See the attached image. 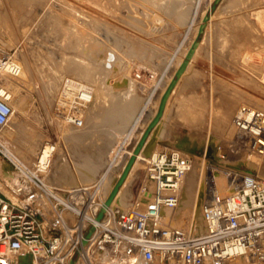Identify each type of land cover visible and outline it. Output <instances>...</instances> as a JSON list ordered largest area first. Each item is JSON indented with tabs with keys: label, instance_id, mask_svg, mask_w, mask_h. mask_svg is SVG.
Segmentation results:
<instances>
[{
	"label": "rangeland",
	"instance_id": "374dc122",
	"mask_svg": "<svg viewBox=\"0 0 264 264\" xmlns=\"http://www.w3.org/2000/svg\"><path fill=\"white\" fill-rule=\"evenodd\" d=\"M176 2L168 0L157 6L152 0H0V49L11 52L23 66L28 64L29 70L25 75V84H18L25 101L24 108L12 107L7 123L12 119L26 123L27 128L40 135V144L48 142L55 145L50 152L51 162L64 159L67 167L70 168L71 164L75 166L90 177L85 183L93 185L99 181L106 163L98 171L90 170L86 164L76 163L64 137L65 130L81 121V126L87 124L86 117L90 113L94 119L88 123L90 126L85 140L103 142L108 138L104 134L106 129H113L115 123L99 120L117 104L113 105L106 94H98L96 99L98 87L105 86L97 79L84 77L69 62L63 63V55L71 56L76 51L67 50L60 39L52 35L48 25L51 12H70L63 4L72 3L86 14L88 27L85 31L93 43L88 51L93 57L89 62L108 67V76L127 74L133 80L135 97L119 100L120 108L133 116L137 114L139 105L143 106L151 98L152 102L156 100L163 83L189 45L201 14L206 13L209 18L197 37L200 44L190 62L193 71L190 70L187 84L196 95L181 98L175 106L173 92L151 136L150 153L176 148L191 156L188 171L205 160L227 176L231 172H246L264 178L263 169L253 161V156L259 157L258 152L251 153L249 159L243 147L232 150L231 146L235 137L232 121L238 109L252 107L262 110L264 115V0H219L214 8H211L213 0H180L182 9H179L181 6H177L178 9L175 7V10L165 7ZM189 6L191 10L186 19L182 11ZM71 22L77 28L79 17L75 16ZM85 88L92 91L93 98L83 107L85 104L78 99V93ZM93 101L95 103L91 104ZM97 116L100 118L97 119ZM76 119L80 121L78 124L74 121ZM139 126L141 123L130 133L126 148L137 136ZM128 127L129 124L126 129ZM117 137L114 142L118 140L120 144L122 138ZM0 142L4 152L24 161L12 149L13 145L19 146L17 142L7 137H0ZM87 147L85 145V152L89 149ZM142 156H146L145 160L137 161L133 180L128 184L124 197V206H113L119 211L134 204L144 180L146 160L151 155L146 153ZM0 160V163L6 162L1 156ZM48 186L64 190L76 184L53 183ZM147 188L148 191L154 190V183H147ZM0 190L5 192L1 175ZM145 194L149 196V193ZM144 201L145 198H141L139 205ZM179 220H174L173 225L186 228L187 216L183 217V221ZM31 258V254L27 253L19 257V263H29ZM90 260L92 264H102L100 255L91 256Z\"/></svg>",
	"mask_w": 264,
	"mask_h": 264
},
{
	"label": "built area",
	"instance_id": "2783aa9c",
	"mask_svg": "<svg viewBox=\"0 0 264 264\" xmlns=\"http://www.w3.org/2000/svg\"><path fill=\"white\" fill-rule=\"evenodd\" d=\"M13 61L11 52L0 49V131L12 113L4 80L15 72ZM251 118L247 123L264 133L258 111ZM0 156L11 169L8 180L2 178L5 192L0 190V264H20L27 253L32 258L25 264H92L94 255L119 264H228L239 256L264 264L262 177L231 172L229 190L210 182L200 201L197 230L163 222L161 210L176 207L178 184L192 163L179 149L147 159L134 204L118 212L105 207L99 220L107 195L99 196L98 183L52 188L34 170L37 164L49 166L50 154L28 163L4 152L0 142ZM147 183H154V190L148 191Z\"/></svg>",
	"mask_w": 264,
	"mask_h": 264
},
{
	"label": "bare ground",
	"instance_id": "6f19581e",
	"mask_svg": "<svg viewBox=\"0 0 264 264\" xmlns=\"http://www.w3.org/2000/svg\"><path fill=\"white\" fill-rule=\"evenodd\" d=\"M168 1V0H167ZM166 0H152L154 4L159 6L162 2H167ZM209 3V2H208ZM182 4V3H181ZM61 5V4H60ZM177 6H181L179 9H182V5H180V0H177L174 5L165 6L167 8H171V10H175V7L178 9ZM63 7H66L70 10V12L66 13H52L49 16L48 19V25L50 28V31L52 35L56 38L60 39V42L64 47H66L67 50L69 49H75L76 52H74L71 56L63 55L61 60L65 64V62H69L70 66L80 71V73L84 77H88L91 80H99L104 87H98V92L96 94V99L100 95H107L111 98L112 104H117L115 107H112L109 109L105 114L101 116H97V119L100 118L99 121H111L115 123V126L113 129H106V132L104 133L108 137L105 141L97 142L93 139L85 140V137L88 134L89 131V122H93L92 116H90V113L86 117V122L84 126H81L82 121L78 125H74L69 127L65 130V139L69 142V148L71 150V153L74 154V161L76 163L86 164L87 167L90 170L98 171L101 169L103 164H107L106 171L101 175L99 181L95 182L98 183L99 188V196L104 198L106 195H108L109 191L111 190L114 182L118 178L125 162L124 157H121V154H123V150L125 143L129 140L130 131L132 130L131 127H134L136 124L141 123V131L140 135L143 132L144 128L148 124V122L151 120V118L154 116L160 97L165 90L167 84L170 82L175 70L179 66L180 62L183 60V57L185 56V53L187 52L189 45L194 40L198 27L202 23V17L204 14H201L199 24H197L194 28V34L189 42V45L187 48L182 52V56L174 67L172 68L171 74L167 77L165 80V83H163L162 88L158 92V95L156 97V100L152 102L151 100H148L143 107L141 108L142 112L138 116L137 120L133 123L134 126H130V131H126V126L128 125L129 119L131 115L128 111H123V109L120 108L119 100L126 98H129V96H134V88H133V80L127 75L122 74L120 76L114 77V76H108L107 75V69L108 67H102L101 65H92L89 62V59L93 58L88 53L89 47H93V43L89 40V33L86 32V28L88 27V23H86V17L84 12L75 7L74 4H63ZM169 10V9H168ZM191 7H187L182 11L185 14V17L187 19L189 13H190ZM167 11V10H165ZM173 12V11H172ZM177 12V11H176ZM174 11V13H176ZM177 15V13H176ZM75 16L79 17V25L76 28V25L74 22H71L75 19ZM177 17V16H176ZM24 16L21 15L20 19L23 20ZM208 21V20H207ZM185 24V23H184ZM26 25V24H25ZM206 25V23H205ZM205 27V26H204ZM199 41H197L193 53L190 57V59L187 62V65L183 72L180 74L183 75L184 72H186L188 66H190V62L197 51ZM63 47V48H64ZM80 52V53H79ZM95 51H93L94 53ZM83 55H82V54ZM95 54V53H94ZM102 59L100 58V61ZM24 62V61H23ZM26 62V61H25ZM28 63V62H27ZM28 64H25L23 66L21 63L17 62L15 59L10 65L11 67L15 68V72L11 74H6L5 80H4V89L6 91L8 101L14 108H20L23 109L24 107V98L21 92H19L18 85L19 83L25 84V75L27 73ZM30 68H33L30 66ZM69 70V69H68ZM112 71H114V67L111 68ZM29 71V70H28ZM33 71V70H32ZM188 71V70H187ZM35 72V71H34ZM177 78L173 88L169 92L167 99L165 101V105L163 108V112L158 119V121L155 123L153 128L150 130L149 134L147 135L143 145L141 146L139 152L136 154L135 159L129 168L125 178L119 185L117 191L115 192L113 198L111 199L110 203L106 206L112 209L114 212H118V207L124 206V197L127 195V189L128 184L132 181L131 172L132 169L137 164V158L140 156V154L143 151H146L147 146L151 143V136L154 133L155 128L160 123L164 113L166 106L168 105V101L171 98V95L174 92L175 86L177 85L178 79ZM30 78V77H29ZM29 81V80H28ZM54 84V83H53ZM64 87V86H63ZM63 90V89H61ZM92 90V89H91ZM82 100L83 105L86 106L88 102L92 101V91L90 89H83L78 93V99ZM95 99V100H96ZM78 102V100H77ZM81 103V104H82ZM95 103L93 101L91 104ZM111 104V105H112ZM113 104V105H114ZM79 108V107H78ZM258 111V114H260V124L263 123L264 115L262 110L253 109L252 107H241L237 110L234 118H233V127L235 131V137L231 141L232 150H238V147H243V149L248 152V158L251 155V153L258 152L260 155L259 157L253 156V161L257 165V167H260L263 169L264 174V133L262 131L260 132L258 129H256L254 126H250L247 122V120L251 119V116L253 113ZM90 112V111H89ZM72 116V115H71ZM89 116V117H88ZM69 118V117H68ZM78 118V117H77ZM74 118H72L73 120ZM79 119V118H78ZM82 120V119H80ZM71 121V120H70ZM95 121V120H94ZM107 125V124H106ZM80 126V127H79ZM108 126V125H107ZM27 128V124L18 121L15 119H12L7 125L2 129V134H0V137L2 139L10 138L14 142H17L19 146H12L13 151H16L19 157L24 159L25 162L30 163L32 160H29V157H33L31 155H35L36 157H40V159H46L49 157V154L51 150L55 149V145H52L48 142H42V144L39 143L40 135L36 133V131H32V129ZM92 131V129H90ZM94 130V129H93ZM96 130V129H95ZM94 130V131H95ZM100 131V130H99ZM126 131V132H125ZM103 134V135H104ZM135 141L134 145L137 143L138 139ZM122 138L121 143L119 144V141L115 140L116 137ZM117 137V138H118ZM98 139V138H97ZM7 140V139H6ZM121 140V139H120ZM101 142V143H100ZM239 143V144H238ZM40 144V146H39ZM10 145V143H9ZM85 145H88L87 148H89L86 151ZM134 145L127 149L125 152V157H129V155L132 152V149ZM11 147V145H10ZM85 149V150H84ZM9 150V149H7ZM15 153V154H16ZM16 154V155H17ZM128 155V156H127ZM150 157H153L155 155L154 152L152 154L150 153ZM34 158V157H33ZM73 158V157H72ZM250 159V158H249ZM1 161V160H0ZM108 161V162H107ZM117 162H120L122 164L121 170L118 173L112 172L113 166L116 165ZM67 162L64 159H57L51 162V164L47 167L44 166V164H37L34 167V170L36 174L43 180L45 185L50 184H76L77 187H83V186H90V184L85 183L88 181L87 175L81 173L79 169L75 168V166H71L70 168L67 167ZM190 168V167H189ZM0 175L4 180H8V177L11 175V169L9 165L2 161L0 163ZM228 177L224 172H222L220 169L211 167V165L207 161H200L196 165H194L189 171L185 173L182 180L179 182L178 188L179 193L178 197L179 200L177 202V205L174 209H169L166 207H163L161 212L163 214V222L166 223H175L174 220L183 221V217L185 215L187 216V220L185 223L186 228L194 227L195 229H200V201L202 198V195L204 193L205 187L210 184V182L215 183V186L218 188V190L226 189L229 190L231 185H229L227 182ZM75 186V187H76ZM125 187V188H124ZM127 187V188H126ZM115 204H118V207H113ZM116 209V210H115ZM181 223V222H177ZM179 225V224H178ZM91 258V256H90ZM100 261L102 264H119L114 263L108 260L107 258L100 255ZM5 264V262H3ZM228 264H252L250 261L246 259L245 256H239L231 259Z\"/></svg>",
	"mask_w": 264,
	"mask_h": 264
},
{
	"label": "water",
	"instance_id": "95a60500",
	"mask_svg": "<svg viewBox=\"0 0 264 264\" xmlns=\"http://www.w3.org/2000/svg\"><path fill=\"white\" fill-rule=\"evenodd\" d=\"M219 0H213V4L211 6V8L215 7V4L218 2ZM208 15L205 13L204 16L202 17V23L199 25L196 36L194 38V40L191 42V44L189 45V48L187 50V52L185 53V56L183 57V60L180 62L179 66L177 67V69L175 70L170 82L167 84L165 90L163 91L160 100H159V104H158V108L154 114V116L151 118V120L148 122V124L146 125V127L144 128L143 132L140 135V138L138 139L137 143L134 145L131 154L129 155V157L127 158L118 178L116 179V181L114 182L111 190L109 191L103 206L100 208V210L97 213L96 219L99 220L103 214V211L105 209V207L110 203L111 199L113 198L115 192L117 191L119 185L121 184V182L123 181V179L125 178L129 168L131 167L136 154L139 152L141 146L143 145L147 135L149 134L150 130L153 128V126L155 125V123L158 121V119L160 118L162 112H163V108L165 105V101L167 99V96L169 94V92L171 91V89L173 88L177 78L180 76V74L183 72V70L185 69L188 60L190 59L192 53H193V49L197 43V37L198 35L203 31V28L205 26V23L208 20ZM89 234V231L87 232L86 236Z\"/></svg>",
	"mask_w": 264,
	"mask_h": 264
},
{
	"label": "crops",
	"instance_id": "0c3cea01",
	"mask_svg": "<svg viewBox=\"0 0 264 264\" xmlns=\"http://www.w3.org/2000/svg\"><path fill=\"white\" fill-rule=\"evenodd\" d=\"M188 70V71H187ZM187 70H186V72H184L183 73V75H181L180 76V78L178 79V82H177V85L175 86V89H174V97H175V99H176V102H175V106H177V101H179V100H181V98H183V97H190V96H193V95H196L192 90H190V88H189V86L187 85L188 84V81H189V76L191 75V71H193V69L190 67V66H188V68H187ZM191 70V71H190ZM143 106L142 105H139L138 106V108H137V114L135 115V116H133V115H131L132 116V120H131V117H130V120H129V127L126 129V131L127 130H131V129H129L130 128V126L132 125V126H134L133 125V123L137 120V118H138V116L140 115V113H141V108H142ZM139 109V110H138ZM136 112V111H135ZM137 125V124H136ZM135 125V126H136ZM128 126V125H127ZM135 126L134 127H131L132 128V130L130 131V132H132L133 131V129L135 128ZM139 129H138V134H137V136L135 137V139L131 142V144H130V146L128 147V148H126L125 146H124V149H122L123 150V154H121V157H124L123 159H124V162H125V160L127 159V157H125L126 155H125V152H126V150L127 149H129V148H131L133 145H134V143H135V141L137 140V138L139 137V135H140V131H141V128H142V126L140 127H138ZM125 131V132H126ZM128 143V142H127ZM127 143H125V144H127ZM150 152H151V145H148L147 146V149H146V151H143L141 154H140V156L137 158V159H141V160H145V157L144 156H142V155H146V153H149V155H150ZM128 156V155H127ZM142 156V157H141ZM138 161V160H137ZM136 166V165H135ZM121 167H122V164L120 163V162H117L116 163V165L115 166H113V168H112V172L113 173H116L117 171H118V173L120 172V170H121ZM108 167H107V164H105V169H104V172L106 171V169H107ZM134 171H135V167L132 169V172H131V177H132V180H133V177H134ZM101 172H102V170H101ZM103 172V173H104ZM103 173H101V175L103 174ZM100 177L101 176H99V179H100Z\"/></svg>",
	"mask_w": 264,
	"mask_h": 264
}]
</instances>
